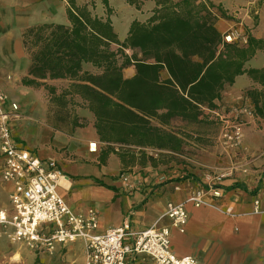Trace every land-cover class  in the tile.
Here are the masks:
<instances>
[{
    "label": "crops",
    "instance_id": "obj_1",
    "mask_svg": "<svg viewBox=\"0 0 264 264\" xmlns=\"http://www.w3.org/2000/svg\"><path fill=\"white\" fill-rule=\"evenodd\" d=\"M212 1L222 5L227 14L234 18L218 20L217 28L224 35L231 33L234 41L240 37L241 44L247 42L250 33L257 38H264V0ZM77 2L94 3L97 15L104 19L108 17L102 0ZM68 5V0H0V84L8 94L9 102L19 105V115L13 123L15 136L40 158L53 159L59 163L65 175L61 180L60 193L76 211L95 208L100 217V231L121 225L126 220L131 221L135 230L155 224L169 226L173 250L180 256L197 257L199 264H264V212H256L254 206L257 196L262 198L264 204V146L256 144V133L251 126L257 121L264 125V120L255 116L246 126L242 149L232 153L227 160L228 167L222 171L226 173L234 168L231 169L234 170L233 175L221 182L224 194L220 197L208 192V181L204 174L210 173V170L200 168L204 163H201L199 155H195L197 157L193 160L195 166H189L190 172L183 179L173 178V181L167 180L168 177L158 171V166L150 164L133 167L129 176L126 173L120 175L121 162L116 154H111L107 162L101 164V143L94 121L91 119L89 130L77 127L69 131L56 127L44 113L48 108V100L41 96L44 95L45 85L25 84L23 81L25 78L35 79L29 75L31 59L23 42L24 31L43 23L69 24ZM109 5L112 9L110 18L121 41L128 37L133 21L147 23L157 7L154 0H145L141 9L126 0H109ZM145 49L147 52L144 53L152 59L144 62L138 60L143 68L134 62L124 69V75L137 78L151 112L156 114L158 111L166 117L165 128L177 120L181 121L184 132H177L185 137L186 143L190 138H212L215 149L222 150L217 141L219 127L213 135L206 132L205 127H197L207 122V109L210 108L206 104H216L215 107L220 106V109L224 108L225 103L232 105L233 102L252 106L246 91L259 85L247 74L237 76L233 85L226 84L224 87H219L209 78L203 88L209 97L206 103L200 102L187 92L206 73V63L199 67L203 63L200 55L190 53L168 27L155 32L147 41ZM126 51L132 55L129 52L133 50ZM246 67L264 68V52L258 50ZM37 80L53 86L59 79ZM208 118L215 120L216 117ZM260 131L264 139V129ZM92 143L97 145L96 151L90 150ZM2 162L0 154V203L9 207L14 186L3 181ZM112 162L115 163L113 169ZM79 163L91 166V171L75 173L78 179L75 180L67 169ZM139 169L144 172L137 173ZM67 179L69 185L63 183ZM96 180L103 181L107 187L99 185ZM4 195L7 200L2 199ZM197 198L201 199V203H196ZM169 201L183 202L189 211V220L183 230L174 227L166 216ZM18 245V248L25 247ZM30 253L41 261L54 257L56 261L59 259L57 257L64 255L71 259L78 257L79 262L86 263L81 241L58 250L52 256ZM17 254L20 258H16ZM15 258L20 260L21 252H17ZM129 263L154 264L151 258L144 255L135 257Z\"/></svg>",
    "mask_w": 264,
    "mask_h": 264
},
{
    "label": "trees",
    "instance_id": "obj_2",
    "mask_svg": "<svg viewBox=\"0 0 264 264\" xmlns=\"http://www.w3.org/2000/svg\"><path fill=\"white\" fill-rule=\"evenodd\" d=\"M102 1L107 9L106 19L94 13V3L79 4L77 0H68L69 24L43 23L23 33L31 59L29 75L35 78H25L24 83L43 84L59 99L80 97L85 102L94 115V128L102 144L101 164H105L111 154H116L121 162L120 175H123L137 165L168 164L185 152V137L153 122V113L139 81L124 75V69L134 62L143 68L126 50L134 52L140 48L146 53L147 41L166 27L190 53L203 58L199 67L207 64L206 73L187 91L191 98L207 101L209 94L203 88L209 78L224 87L233 85L237 76L247 74L259 87L247 90L246 96L255 116L264 120V68L246 67L258 50L264 52V38L250 33L245 44L238 40L225 41L217 22L220 18H234L222 5L212 0H154L157 7L150 20L147 23L133 21L128 37L121 41L110 18L109 0ZM126 1L141 9L145 0ZM86 64L101 72L85 70ZM37 79H68L71 82L57 95L56 87ZM74 125L85 127L86 123L75 121ZM96 182L107 187L101 180Z\"/></svg>",
    "mask_w": 264,
    "mask_h": 264
},
{
    "label": "built area",
    "instance_id": "obj_3",
    "mask_svg": "<svg viewBox=\"0 0 264 264\" xmlns=\"http://www.w3.org/2000/svg\"><path fill=\"white\" fill-rule=\"evenodd\" d=\"M233 41L230 34L226 35ZM19 105L9 102L0 84V154L3 157L2 179L14 186L10 206L0 203V225L10 227L11 240L25 246L36 256L54 255L58 250L81 241L84 244L85 264H130L139 256H148L154 264H199L193 255H178L172 247V230L155 224L135 230L130 220L100 231L98 211L90 207L76 211L60 193L65 177L59 163L42 159L19 140L13 132ZM219 120L218 145L229 155L242 149L245 128L254 119L252 106H231L229 114L212 111ZM92 148V147H91ZM234 169V168H231ZM221 173L209 181L208 192L216 197L224 194L221 182L234 170ZM194 199V198H193ZM196 203H201L197 198ZM255 211L264 212L261 197L254 198ZM166 216L171 224L184 229L189 220L185 203L169 201Z\"/></svg>",
    "mask_w": 264,
    "mask_h": 264
},
{
    "label": "rangeland",
    "instance_id": "obj_4",
    "mask_svg": "<svg viewBox=\"0 0 264 264\" xmlns=\"http://www.w3.org/2000/svg\"><path fill=\"white\" fill-rule=\"evenodd\" d=\"M81 3L82 0H80ZM94 13L97 14V9L95 8ZM225 34V41L228 42ZM232 36V34L230 33ZM233 39V37H232ZM241 38H238V41H240ZM116 47V46H115ZM129 52V51H128ZM129 53L132 54V56L135 59H138L139 61H147L148 59H152L148 55L144 53L142 49H138L133 51H130ZM30 57V55H29ZM141 63V62H140ZM142 64V63H141ZM84 69L93 73H100L101 70L93 67L91 64L84 65ZM143 75V72H142ZM166 75V74H165ZM70 80L68 79H59L56 85H53L56 87L57 95H60L62 91L66 88H68L70 84ZM44 95L41 94L42 98H46L48 100V108L47 110H44V113L47 114L48 119L51 123H53L56 127L64 128L69 131H74L77 126L74 125L75 121L78 122V124H85L86 128H89V124L91 122V119L94 121V115L93 113L87 108L85 102L80 98L76 97L71 99L70 96L59 99L56 98L57 96H54L47 88L43 89ZM206 103V102H204ZM228 103H225L224 108L220 109V106L218 108L215 107V105H208L209 110L207 109L208 115L203 125L200 124L197 127H205V131L213 135L215 132L218 131L219 127V120L215 118V115L212 113L213 110L219 109L221 113L229 114L231 112V106H238V105H245L244 102H233L232 105H227ZM214 116V119H209L208 117ZM166 117H163L161 115V112L159 113L156 111V114L153 113L152 120L155 124L163 126L164 127V120ZM217 122V124H215ZM181 121H175L170 125V127L166 126L168 129L184 132L181 129ZM254 129L253 131L256 133V144L261 143L262 146H264V139L260 136L262 132L261 129H264V125L259 121H257L256 124L251 125ZM83 127V128H85ZM187 133V132H185ZM190 134V133H188ZM212 138H206V139H196V138H190L187 141V146L185 148V152L183 155H181L178 160L171 161L168 164H160L158 167V171L163 173L165 176H167V180L173 181L174 179H183L184 176L187 175V173L190 172L189 166H195L193 160L195 159V155H199L201 157V164L200 168L205 170H210V173H206L205 180L211 181L212 178H215L218 173H222V171H225V168H227V160H229V155H227L223 150H217L214 147V142H211ZM198 142V143H196ZM196 144V145H195ZM100 147H102V144H100ZM191 147V148H190ZM220 148V147H219ZM99 149V148H98ZM153 153L156 151L151 150ZM150 151V152H151ZM100 152V149H99ZM43 153L47 154V152ZM250 157V156H249ZM248 157V158H249ZM197 159V158H196ZM217 166L220 167V169L215 168L214 166L211 168L209 167ZM115 166V163H111V169ZM69 170L71 174V178L78 180L75 176V173L80 172H89L91 171V166H85L82 163L73 165L72 168L67 169ZM131 172V171H130ZM133 172V170H132ZM144 172L143 170H137V173ZM126 174L131 175V173L126 172ZM214 175V176H213ZM121 177V176H120ZM170 178V179H169ZM174 178V179H173ZM172 179V180H171ZM209 179V180H208ZM207 183V185H208ZM71 196V195H70ZM3 200H7V196L4 195L2 197ZM11 228H1L0 227V264H82L79 262L78 257H72L68 258L67 256H61L57 257L59 259H56L55 257L52 259H43L36 260V257L30 253L28 249L25 247L18 248V243H13L11 240ZM17 252H21V259L17 260L15 258V255Z\"/></svg>",
    "mask_w": 264,
    "mask_h": 264
},
{
    "label": "bare ground",
    "instance_id": "obj_5",
    "mask_svg": "<svg viewBox=\"0 0 264 264\" xmlns=\"http://www.w3.org/2000/svg\"><path fill=\"white\" fill-rule=\"evenodd\" d=\"M229 39H232V38H229ZM96 146H97V145H96L95 143H92V144H91L92 149H91V147H90V150H92V151H96ZM63 183H65L66 185H69V184H70V181L67 179V181H64ZM16 258H20V255L17 254Z\"/></svg>",
    "mask_w": 264,
    "mask_h": 264
}]
</instances>
